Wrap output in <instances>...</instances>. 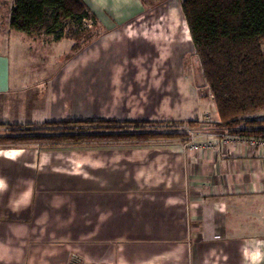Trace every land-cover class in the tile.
<instances>
[{
    "label": "crops",
    "instance_id": "obj_1",
    "mask_svg": "<svg viewBox=\"0 0 264 264\" xmlns=\"http://www.w3.org/2000/svg\"><path fill=\"white\" fill-rule=\"evenodd\" d=\"M84 1L98 35L58 68L25 71L34 76L15 88L0 54V122L117 118L212 127L205 118L214 105L171 69L164 32H145L152 8L165 0ZM0 28L12 32L7 21ZM168 79L170 89L150 87L158 98L151 117L127 111L135 82ZM195 142L212 147L192 151L170 139L1 147L0 264H264V152L206 132ZM125 146L120 160L115 148Z\"/></svg>",
    "mask_w": 264,
    "mask_h": 264
},
{
    "label": "trees",
    "instance_id": "obj_2",
    "mask_svg": "<svg viewBox=\"0 0 264 264\" xmlns=\"http://www.w3.org/2000/svg\"><path fill=\"white\" fill-rule=\"evenodd\" d=\"M194 54L218 121L214 129L264 132V0H181ZM9 28L29 36L73 41V55L98 35L84 0H13ZM209 118H205L208 120ZM198 120L165 122L66 118L42 123L0 122V148L39 144L82 146L181 140ZM185 124V125H184ZM181 127V128H180ZM167 128V129H166Z\"/></svg>",
    "mask_w": 264,
    "mask_h": 264
},
{
    "label": "rangeland",
    "instance_id": "obj_3",
    "mask_svg": "<svg viewBox=\"0 0 264 264\" xmlns=\"http://www.w3.org/2000/svg\"><path fill=\"white\" fill-rule=\"evenodd\" d=\"M12 5L13 0H0V22H8L9 11ZM152 9V13L148 16V18H151V21L146 27L145 32L153 31L156 28L164 32L166 38L162 45L166 47L169 45V59L167 61L171 63V69L184 72L186 78L196 86L199 95L209 99L206 85L201 77L197 58L194 54L195 50L191 41L189 29L181 10V0H165ZM166 10L169 11L168 15L162 13ZM11 31L12 32L5 34L0 32V54L4 55L10 63L14 80L13 86H15V88L19 84V87L22 86L21 83L23 81L21 80L27 78L28 75L25 71L32 68H44L47 66L50 70H53L55 66L58 68L63 60L69 59L76 54L73 55V41L68 38H61L59 40L52 39L50 43L44 41L39 42L36 39L37 36L32 38L25 33ZM158 31L159 30H157V32ZM172 45H175V47H172ZM179 74L181 73L179 72ZM33 76L34 75H29L28 77ZM161 77L165 79L164 75ZM18 79L21 83L17 81ZM166 83L168 89H170L173 82L169 79L168 81L161 80L157 83L135 82V87L133 89L134 95L132 96L130 106H127V111H131L130 113L137 118L151 117V112L153 110L152 102L157 101L158 98L152 96L150 87H153L155 84L158 87H164ZM145 85L149 89L147 88L145 90ZM164 94L165 93L162 92L160 96H164ZM148 110H150V112ZM164 121L173 122V120ZM179 122L186 123L187 121H178L177 123ZM211 126L212 127L209 126L210 128H206L205 132L207 134L215 131L213 125ZM184 128H186V126H184ZM190 128L191 127L187 129L190 130ZM199 132L201 134L205 133L203 130H199ZM90 145H82V147H93ZM109 152H111V148H109ZM115 152L120 154V160H124L129 149L127 146L116 147Z\"/></svg>",
    "mask_w": 264,
    "mask_h": 264
},
{
    "label": "built area",
    "instance_id": "obj_4",
    "mask_svg": "<svg viewBox=\"0 0 264 264\" xmlns=\"http://www.w3.org/2000/svg\"><path fill=\"white\" fill-rule=\"evenodd\" d=\"M212 122L218 121V116L216 113L213 115H207ZM214 119V120H213ZM186 131L190 133V138L187 141V148L192 151H200V150H207L212 147L211 143L205 144H198L195 140L201 136L199 129L197 130H189L185 128ZM215 131L210 133V135H214L223 139L224 144L233 143L236 145H244L253 150H255L258 154L264 152V132L260 135H246V134H237V133H230L226 131H221L218 129H214ZM264 130V128H263Z\"/></svg>",
    "mask_w": 264,
    "mask_h": 264
}]
</instances>
